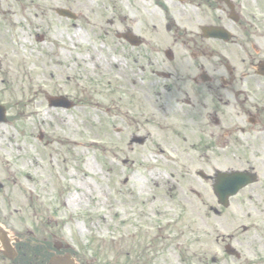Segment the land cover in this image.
Listing matches in <instances>:
<instances>
[{
	"label": "flooded vegetation",
	"instance_id": "flooded-vegetation-1",
	"mask_svg": "<svg viewBox=\"0 0 264 264\" xmlns=\"http://www.w3.org/2000/svg\"><path fill=\"white\" fill-rule=\"evenodd\" d=\"M248 2L0 0V60L8 59L17 44L29 45V53L40 43L53 49V38H61L52 29L60 25L82 30L78 37L88 45L72 38L74 50L60 46L71 55L62 67L78 66L81 59L93 65L94 75L111 77L118 73L119 58L144 73V146L157 130L160 143L172 142L169 149L158 148L155 154L162 159L157 164L144 165L145 182L152 188L145 191L144 204L161 206L144 211V264L178 262L180 236H186L190 248L197 237L192 222L197 202L216 217L229 215L232 205L241 210L249 203L248 211L258 217L251 227L241 225L239 233L220 231L214 243L222 244L221 255L208 249L199 261L264 264V23ZM70 99L77 107L79 99ZM231 171L253 181L222 207L212 187L218 172ZM159 173L171 181L154 179ZM4 201L0 198V264H49L54 258L100 264L98 253L74 237L65 239L54 225L39 238L33 229L3 223L11 218ZM250 228L247 253L240 236ZM211 235L208 229L207 238Z\"/></svg>",
	"mask_w": 264,
	"mask_h": 264
},
{
	"label": "rangeland",
	"instance_id": "rangeland-1",
	"mask_svg": "<svg viewBox=\"0 0 264 264\" xmlns=\"http://www.w3.org/2000/svg\"><path fill=\"white\" fill-rule=\"evenodd\" d=\"M248 1L264 23V0ZM52 31L61 38H53V49L40 43L29 53V45L17 44L8 59L0 60V103L12 119L0 124V198L11 217L3 223L33 229L39 238L54 225L65 239L74 237L84 249L98 253L100 264H144V211L153 205L161 208L144 204L145 191L152 192L144 165L157 164L162 159L155 154L158 148L169 149L172 142L160 143L158 130L145 146L130 142L144 137V73L136 63L118 58V73L111 77L94 75L93 65L81 59L78 66L62 67L71 55L60 46L74 50L72 38L88 45L78 37L80 29L58 25ZM46 94L79 103L70 110L48 108ZM154 179L171 181L166 173ZM70 194L76 198L67 201ZM195 205L196 242L189 248L186 236H180V257L178 262L170 259L173 264H206L199 261L204 252L223 251L222 244L214 243L220 231L239 233L241 225L258 223L249 203L239 206L242 211L232 205L229 215L220 217L199 202ZM208 229L213 237L207 238ZM252 233L250 228L240 236L247 253Z\"/></svg>",
	"mask_w": 264,
	"mask_h": 264
},
{
	"label": "water",
	"instance_id": "water-1",
	"mask_svg": "<svg viewBox=\"0 0 264 264\" xmlns=\"http://www.w3.org/2000/svg\"><path fill=\"white\" fill-rule=\"evenodd\" d=\"M49 105L57 106V107H65L68 108L72 104L66 100L64 96L58 97H47ZM5 119V109L0 105V121ZM131 142H137L142 144L144 142L143 137H133ZM253 178L247 179V176L243 172H231L229 174L220 173L217 175L216 183L213 186L215 195L218 197V200L223 205H226L227 198L231 195H234L245 183L248 181H252ZM229 251V250H228ZM49 264H69L66 261H62L60 259H52Z\"/></svg>",
	"mask_w": 264,
	"mask_h": 264
},
{
	"label": "bare ground",
	"instance_id": "bare-ground-1",
	"mask_svg": "<svg viewBox=\"0 0 264 264\" xmlns=\"http://www.w3.org/2000/svg\"><path fill=\"white\" fill-rule=\"evenodd\" d=\"M88 166H89L90 168L92 167L91 164H88ZM75 198H76V195H75V194H70L69 197H68V199H67V201H72V200H74Z\"/></svg>",
	"mask_w": 264,
	"mask_h": 264
}]
</instances>
